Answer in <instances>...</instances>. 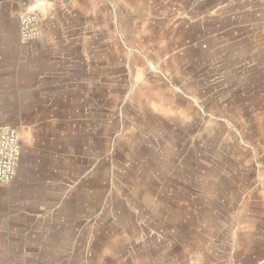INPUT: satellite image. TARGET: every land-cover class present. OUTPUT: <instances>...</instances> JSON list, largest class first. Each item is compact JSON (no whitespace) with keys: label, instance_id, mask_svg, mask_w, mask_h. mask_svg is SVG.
<instances>
[{"label":"rangeland","instance_id":"obj_1","mask_svg":"<svg viewBox=\"0 0 264 264\" xmlns=\"http://www.w3.org/2000/svg\"><path fill=\"white\" fill-rule=\"evenodd\" d=\"M106 1L122 65L98 126L60 138L81 164L37 143L0 187L21 264H264V0Z\"/></svg>","mask_w":264,"mask_h":264},{"label":"crops","instance_id":"obj_2","mask_svg":"<svg viewBox=\"0 0 264 264\" xmlns=\"http://www.w3.org/2000/svg\"><path fill=\"white\" fill-rule=\"evenodd\" d=\"M31 8L41 13L40 32L32 43L21 45L19 16ZM119 15L124 27L133 17L124 6ZM115 32V12L106 0H0V124L18 128L20 138L15 180L1 188L11 193L23 189L33 162L43 158L34 157L37 143L48 154L54 151L65 166L68 161L81 164L80 152L69 155L68 143L60 138H82V129L97 127L106 111L100 98L113 96L116 66L122 65ZM9 111L12 118L4 116ZM31 129H41L43 136L30 137ZM4 223L8 229H0V264H21L32 238L9 231L10 221Z\"/></svg>","mask_w":264,"mask_h":264},{"label":"built area","instance_id":"obj_3","mask_svg":"<svg viewBox=\"0 0 264 264\" xmlns=\"http://www.w3.org/2000/svg\"><path fill=\"white\" fill-rule=\"evenodd\" d=\"M41 13L31 8L19 16V42L32 43L39 35ZM20 157V138L18 128L0 124V186L10 185L16 177Z\"/></svg>","mask_w":264,"mask_h":264}]
</instances>
